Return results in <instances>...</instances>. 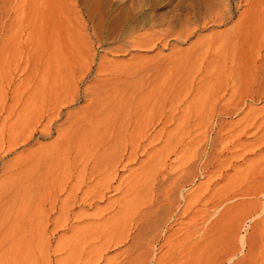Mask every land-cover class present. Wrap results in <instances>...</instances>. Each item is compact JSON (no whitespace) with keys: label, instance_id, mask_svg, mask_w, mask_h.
<instances>
[{"label":"rangeland","instance_id":"374dc122","mask_svg":"<svg viewBox=\"0 0 264 264\" xmlns=\"http://www.w3.org/2000/svg\"><path fill=\"white\" fill-rule=\"evenodd\" d=\"M206 1L0 0V264H141L233 193L264 206V0L155 35ZM263 216L230 264H264Z\"/></svg>","mask_w":264,"mask_h":264},{"label":"bare ground","instance_id":"6f19581e","mask_svg":"<svg viewBox=\"0 0 264 264\" xmlns=\"http://www.w3.org/2000/svg\"><path fill=\"white\" fill-rule=\"evenodd\" d=\"M204 4L206 5L207 3H204ZM227 7L228 6L226 5L224 0H215V1L210 0V2L205 7V10H204L205 13L203 12L204 14H203L202 23H200L201 26L198 25L199 23H197V22L196 23L198 26L196 25L195 22L190 24L189 28L187 27L190 30L187 33V35L185 34V32H187L188 29H187V31H185V32L183 31L182 33L180 30V34L178 35V34H176V33H178L177 31L175 33H174V31H170L172 28L171 29L168 28L167 30L166 29L161 30V31H159V34H155V35H157L158 38L162 39L163 41H166L169 37H172V38L176 37V41L181 40L180 42H184L186 39H189L190 37H192L195 34L196 28L199 31H201L204 28H206L208 25L209 26L210 25L211 26H219L221 24L223 25V23L227 20L226 16L228 15V12H229V9L227 11ZM185 26H186V24H185ZM150 28H151V26H150ZM151 41H147L145 43L148 44V42L150 43ZM216 134H217V132H216ZM254 189H255V187H254ZM233 194H232V197L230 196V198L228 197L227 199H225L226 198L225 197L224 202H221L222 201V199H221L220 203H218V201H217V203H214L210 209V212H208V214L206 212L205 213V214H207L206 216L202 215V216H205L204 220L201 218L203 220V221H201V222H203L202 227L199 231L196 232V234H193V235L189 234V235H185V236L180 235V236H182L181 238L177 236L178 238L175 237V239H173V236H171V235L168 236L166 238V243L164 245L167 244V246L169 247V248H167L168 249L167 252L169 251L170 254H166L167 252L166 253L163 252L164 254L162 256L159 255L158 258H157V256L147 254L146 256L144 255V262H142V263L143 264H230L233 261V259L236 258L235 257L236 254L234 255L231 251V245L232 244L230 243V240H229L230 235H233V233L230 234V230H232L231 228H233L232 227L233 223L236 221L238 222L240 220V218H243V219L245 218L244 220L251 221L254 217L264 215L263 204L262 205H257L258 203L257 204H253V203L250 204L249 201H245L244 198L242 199V197L252 196V194L246 193V194H242L239 196H236ZM257 195L264 196V186H263V188L259 189L258 193H256V196ZM237 198H241V200H244V201L239 202L240 200L238 201ZM245 199H247V197ZM226 203H227V205H226ZM259 204H261V203H259ZM241 215L244 217H241ZM199 217H200V215H199ZM240 224H241V222H240ZM257 225L260 226V227H258L257 232L258 233H260V231L262 232V229L264 228V218L262 220L259 219V222ZM196 230H193V231L195 232ZM234 230H235V228H234ZM173 234H175V233H173ZM146 235H148V234H146ZM261 236L263 237L262 233L258 237H261ZM243 237H241L238 240L240 242V245H241V246L239 245V247H243V245H244V243H243L244 238ZM258 237L256 239H258ZM48 238H50V237H48ZM260 239L258 240V242L262 241ZM250 242H252V241H250ZM258 242L256 241V243H258ZM48 244H49V239H48ZM256 245L259 246L260 244H256ZM256 245H254V246H256ZM251 246H252V244H251ZM259 247H256V248H259ZM233 249L234 248H232V250ZM252 249H254V248H252ZM254 250L256 252V249H254ZM258 250L259 249H257V252H258ZM153 251H154V249H153ZM240 251H241V248H240ZM248 251H249V252H247L248 257L251 260H253L252 257L255 256L254 257V261H255L257 254L253 255V254H255V252L252 253L251 252L252 250L250 248ZM251 254L253 256H251ZM256 261H257V259H256ZM256 261H255V263H256ZM244 263H246V262L245 261L243 263L238 262V264H244Z\"/></svg>","mask_w":264,"mask_h":264}]
</instances>
